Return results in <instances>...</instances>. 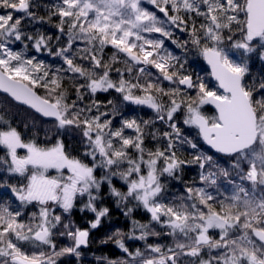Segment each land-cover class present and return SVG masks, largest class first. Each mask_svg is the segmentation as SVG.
Segmentation results:
<instances>
[{
    "label": "snow or ice",
    "instance_id": "obj_1",
    "mask_svg": "<svg viewBox=\"0 0 264 264\" xmlns=\"http://www.w3.org/2000/svg\"><path fill=\"white\" fill-rule=\"evenodd\" d=\"M253 56L264 62V0H0V92L56 131L29 138L0 110V264H82L110 214L105 189L130 228L100 240L122 255L97 264H264V75ZM133 106L152 116L128 115ZM78 204L93 214L84 228Z\"/></svg>",
    "mask_w": 264,
    "mask_h": 264
},
{
    "label": "trees",
    "instance_id": "obj_2",
    "mask_svg": "<svg viewBox=\"0 0 264 264\" xmlns=\"http://www.w3.org/2000/svg\"><path fill=\"white\" fill-rule=\"evenodd\" d=\"M52 2V0H48ZM36 27L46 28L48 31H54L53 29L47 28L46 25L41 26L37 25ZM109 50V54H110ZM40 59L51 63L53 65H58L60 62L55 57H49L46 53L40 54ZM251 72L255 76L264 75V62H261L255 56L250 60ZM188 68L194 74H198L201 77H204L210 85L214 84L210 80V76L207 73L206 69L202 64V60L200 57L190 56L189 57V65ZM116 97V94L113 93L111 95H101L100 99H112ZM0 110L6 111L8 115V119L11 123L17 127L22 133H24L27 137L32 138L36 137L40 141H45L47 139H53L56 137V131L54 129L52 121L45 120L39 117L36 113L31 111L30 109L23 107L21 105L16 104L7 96L0 94ZM124 111L128 115H137L142 116L144 119H148L152 116L150 110L144 109H136L133 107H125ZM206 114L212 115L210 109L205 108ZM194 135V132H193ZM63 139L65 144L68 146L70 151L79 153L82 152V146L80 144V139L78 135H64ZM201 147L203 150H208L207 147L201 143ZM191 150H186L183 155L187 158H191ZM198 169L195 166H188L184 169L183 179L186 181H192L197 178ZM172 191H178L181 189V185L177 182H172ZM105 196L104 199L100 202L102 206H106L110 209V214L103 219L100 227L91 232L90 240L91 243L88 248L84 249V257L82 264H97L95 259L96 256L100 255H108L112 258H116L121 256V252L116 248L113 243L109 244H100V240L104 239L106 235L114 232L117 229H120L124 232H128L130 225L129 221L125 218L120 208L116 207V204L113 199L109 198L106 195L107 189L104 190ZM9 199V193L6 189H0V200ZM80 205L72 212V219L75 221L77 225L84 228L87 227V222L93 218V214L90 212H81L79 210ZM135 217L138 220L146 221L148 219L147 214L143 212V210H138L135 213ZM153 242V241H149ZM160 242L166 243L167 238H162ZM61 244H66L68 241L61 240ZM142 241L136 240H126V244L131 248L135 249L137 247H143ZM62 264H76V262L72 258H62Z\"/></svg>",
    "mask_w": 264,
    "mask_h": 264
},
{
    "label": "water",
    "instance_id": "obj_3",
    "mask_svg": "<svg viewBox=\"0 0 264 264\" xmlns=\"http://www.w3.org/2000/svg\"><path fill=\"white\" fill-rule=\"evenodd\" d=\"M206 63V62H205ZM206 65H207V63H206ZM208 66V65H207ZM208 68L210 69V67L208 66ZM213 82H214V80H213ZM1 94H3V95H6V96H8L6 93H3V92H0ZM9 97V96H8ZM10 98V97H9ZM11 99V98H10ZM13 102H15V101H13ZM16 104H18V105H20L19 103H17V102H15ZM21 106H23V107H26V108H28L27 106H24V105H21ZM208 107H210L211 109H213L214 110V108L212 107V106H208ZM29 109V108H28ZM31 110V109H30ZM31 111H33L34 112V110H31ZM35 113V112H34ZM37 114V113H36ZM38 116H39V114H37ZM42 118V117H41ZM43 119H45V120H48V121H51V120H49L48 118H43Z\"/></svg>",
    "mask_w": 264,
    "mask_h": 264
},
{
    "label": "rangeland",
    "instance_id": "obj_4",
    "mask_svg": "<svg viewBox=\"0 0 264 264\" xmlns=\"http://www.w3.org/2000/svg\"><path fill=\"white\" fill-rule=\"evenodd\" d=\"M150 7V6H149ZM206 151V150H205Z\"/></svg>",
    "mask_w": 264,
    "mask_h": 264
},
{
    "label": "flooded vegetation",
    "instance_id": "obj_5",
    "mask_svg": "<svg viewBox=\"0 0 264 264\" xmlns=\"http://www.w3.org/2000/svg\"><path fill=\"white\" fill-rule=\"evenodd\" d=\"M49 2V1H48Z\"/></svg>",
    "mask_w": 264,
    "mask_h": 264
}]
</instances>
